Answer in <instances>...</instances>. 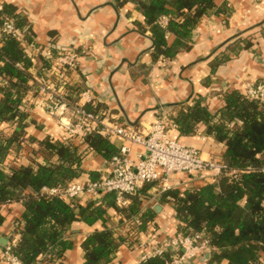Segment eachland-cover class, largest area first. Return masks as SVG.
Returning a JSON list of instances; mask_svg holds the SVG:
<instances>
[{
    "label": "crops",
    "instance_id": "1",
    "mask_svg": "<svg viewBox=\"0 0 264 264\" xmlns=\"http://www.w3.org/2000/svg\"><path fill=\"white\" fill-rule=\"evenodd\" d=\"M4 4L12 5L20 16L27 19L32 40L39 47L51 42H55L56 47L74 43L77 49L82 50L88 41L91 53L81 55L79 66L83 78L103 102L99 107L107 108L121 124L132 125L139 130L144 131L161 114L175 120L179 112L193 106L198 98L216 115L224 105L226 94H244L246 82L264 80V0H215L222 13L215 11L202 18L191 48L172 60L160 58L156 62L152 58L150 33H142L138 27L139 23L145 24L143 13L133 1L120 9L116 7L115 0H0V9ZM173 39L171 37L169 42L172 43ZM0 43L3 47L1 34ZM28 47L25 46L28 55L33 56ZM221 55L226 60L213 71L212 66ZM40 57H33L26 69L30 87L24 98L23 110L29 115V125L23 148H14L4 164L0 162V167L5 166L7 173L10 167L27 166L33 159L34 162L45 163L43 157L33 153L40 142L48 138H67L56 120L39 106L40 95L31 93L37 80L48 70ZM0 86H5L1 78ZM17 129V123H0V135L12 134ZM205 131V126L198 124L195 135L183 136L178 129L172 134L180 143L199 149L204 158L221 160L224 145ZM109 141L117 151L125 144L119 138ZM75 144L83 157L82 173L75 181L97 180L110 173V161L91 152L87 144ZM140 151V147L131 145V158H136ZM94 175L99 178L94 179ZM207 182L186 174H172L169 177L171 189L167 191L183 193ZM167 191L157 183L141 190L140 212L130 218L118 209L120 207L113 198L114 205L111 206H107L109 199H100L106 210L108 226L127 237L109 264L140 263L143 250L130 241V223L150 209L156 211L155 216L145 231L138 232L137 243H146L151 250L153 239L162 240L177 232L181 222L176 217L174 203L171 198L162 199ZM78 203L85 205L87 198ZM1 212L6 216V222L0 232V250L18 234L22 202L3 205ZM103 229L105 225L100 221L92 225L78 221L69 226L66 237L73 247L64 253L63 264H83V242L95 230ZM186 264L204 263L194 261Z\"/></svg>",
    "mask_w": 264,
    "mask_h": 264
},
{
    "label": "trees",
    "instance_id": "2",
    "mask_svg": "<svg viewBox=\"0 0 264 264\" xmlns=\"http://www.w3.org/2000/svg\"><path fill=\"white\" fill-rule=\"evenodd\" d=\"M115 1L118 9L133 1L143 13L145 24L139 23L138 27L142 33L151 35L154 62L160 58L172 60L189 50L202 18L215 11L222 13L215 0ZM165 15L170 18L167 29L157 24ZM5 18L14 20L21 30L30 28L27 19L12 5L4 4L0 9V26ZM30 33L31 30L26 42L38 46ZM171 37L174 38L172 43L169 42ZM2 38L0 78L5 81V86H0V123L18 125L12 134L0 135V162L4 164L14 148H23L26 139L29 115L23 107L30 87L26 69L34 55H28L20 41ZM42 60L49 68L48 60ZM224 60L223 55L219 56L212 70L215 71ZM17 63L23 64L24 69L17 68ZM174 122L183 136L195 135L198 124L205 126L206 134L224 145L220 161L227 167V172L219 178L208 180L197 189L183 193L179 190L165 192L162 199H172L176 217L182 223L181 229L209 233L212 253L207 264H264V103L230 92L224 96V105L215 115L198 98L193 106L179 112ZM75 142L87 144L91 152L107 161L117 153L109 139L99 134L85 138H48L33 151L36 156L43 157L45 163L33 159L27 166L10 167L9 173L5 166L0 167V232L6 222L2 206L21 201L23 213L16 230H19L20 238L14 252L23 264H63L64 253L73 247L66 237L67 228L78 221L90 225L100 221L105 225V229L95 230L83 242V264H109L119 246L127 240L108 226L106 210L100 203L109 199L107 206L114 205L112 195L87 198L85 205H69L59 198L41 194L44 187H64L80 178L83 157ZM97 177L94 175L93 178ZM150 185L140 189L128 207L118 208L125 217L138 215L139 193ZM155 213L150 209L140 214L142 224L135 228L136 235L146 230ZM172 256V252H165L139 264H167ZM42 257L45 259L41 261Z\"/></svg>",
    "mask_w": 264,
    "mask_h": 264
},
{
    "label": "built area",
    "instance_id": "3",
    "mask_svg": "<svg viewBox=\"0 0 264 264\" xmlns=\"http://www.w3.org/2000/svg\"><path fill=\"white\" fill-rule=\"evenodd\" d=\"M169 21L170 18L165 15L159 18L157 24L167 29ZM29 31L30 28L19 29L14 20L9 18H5L0 26L2 37L14 38L25 46L29 45L34 57L41 56L50 64L31 92L40 95L39 106L56 120L66 137L85 138L99 134L125 142L111 158L110 173L107 176L97 180L73 181L64 187H44L42 195L59 198L69 205H75L85 198L112 195L117 206L126 208L131 204L132 197L146 184L157 183L164 191L171 189L169 177L172 174H186L199 181H208L227 172L226 165L220 160L204 158L199 149L186 146L173 137L172 133L177 126L167 114L157 116L143 131L121 124L107 108L99 107L103 102L96 96L91 84L83 78L79 66L81 55L91 53L88 41L82 50L77 49L74 43L56 47L55 42H51L39 47L26 42ZM16 67L22 69L23 65L17 63ZM243 95L250 101L264 103V80L246 82ZM131 145L142 149L134 159L130 156ZM130 224V241L134 243L133 246L143 250L140 263L162 256L165 252L173 253L167 264L201 262L207 253H212L211 238L206 230H182L180 223L174 235H168L162 240L153 239L152 249L148 250L146 243L134 242L139 234L136 235L134 228L141 226V219L135 217ZM19 238L18 231L13 240L0 250L2 264H23L14 252Z\"/></svg>",
    "mask_w": 264,
    "mask_h": 264
},
{
    "label": "water",
    "instance_id": "4",
    "mask_svg": "<svg viewBox=\"0 0 264 264\" xmlns=\"http://www.w3.org/2000/svg\"><path fill=\"white\" fill-rule=\"evenodd\" d=\"M210 256H211V254L210 253H207L206 256L202 259V261H208V259L210 258Z\"/></svg>",
    "mask_w": 264,
    "mask_h": 264
}]
</instances>
